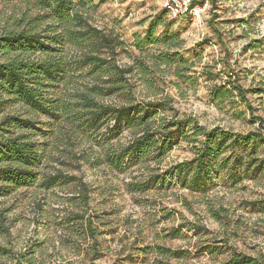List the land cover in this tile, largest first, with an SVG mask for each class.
<instances>
[{"label":"rangeland","instance_id":"obj_1","mask_svg":"<svg viewBox=\"0 0 264 264\" xmlns=\"http://www.w3.org/2000/svg\"><path fill=\"white\" fill-rule=\"evenodd\" d=\"M74 3L94 26L124 41L117 63L134 72L127 75L126 92L106 95L98 86L107 78L82 63L90 48L65 41L36 56L61 62L57 80L42 90L53 112L33 111L12 99L0 107V122L7 115L36 122V130L10 129L30 134L40 155L35 179L0 197L5 215L0 243L9 250L0 253V264H220L235 253L264 258L263 140L244 153L230 148L223 154L231 159L229 168L214 173L208 189L192 191L176 177H161L193 158L197 144L191 140L202 137L178 138L163 161L127 158L120 169L114 156L138 128L116 129L114 120H93L92 111L84 109L85 96L115 104L161 100L168 106L157 123L185 120L190 129L194 119L209 130L258 131V118L264 119V0L206 2L199 17L184 20L174 18L160 0ZM35 4L0 0V33L45 30ZM160 21L155 37L179 36L178 42L140 49L138 38ZM230 73L247 91L252 113ZM238 155L243 157L239 164ZM59 173L65 178L48 184ZM73 177L88 184L89 202Z\"/></svg>","mask_w":264,"mask_h":264},{"label":"trees","instance_id":"obj_2","mask_svg":"<svg viewBox=\"0 0 264 264\" xmlns=\"http://www.w3.org/2000/svg\"><path fill=\"white\" fill-rule=\"evenodd\" d=\"M217 1L195 0L194 3L216 4ZM35 3L41 12L39 19L46 23L45 30L32 27L0 33V107L7 100L12 99L33 111L53 112L54 109L47 105L42 90L57 80L62 69L61 62L60 59L50 56L44 59L36 56L38 53L48 54L47 51L52 50L54 45L65 41L90 48L82 63L92 68L93 72L100 71L101 78H107L98 86L102 93L113 96L126 92L127 75L134 72V68L123 67L117 63L119 52L125 46L123 40L94 26L81 11L75 9L74 0H35ZM215 16L217 14H214ZM160 23L161 21L154 23L145 38H138L140 49L144 44H168L169 41L171 46H174L178 42L175 40H179V36L177 38L167 36L162 40L155 37L156 28ZM210 25L215 35L221 37L222 34L214 21ZM230 76L234 77L235 89L252 113L253 107L247 98V91L238 83L239 79L236 75L230 73ZM84 102H86L84 109L92 111L93 120L101 122L109 118L115 121L116 129H122L124 126L138 128L139 133L135 134L132 141L114 156L120 169L127 158L132 163L163 161L178 143V138L188 140L194 136L202 137L201 141L191 140L197 144L193 158L173 165L161 177L163 181L165 178L176 177L182 187L192 191L208 189L210 177L216 172L229 168L231 159L223 157V154L230 148H240L244 153L254 142L264 141L263 118H258V131L243 135L221 128L209 130L194 119L190 129H188L189 122L185 120L174 119L166 122V119H162L163 121L157 123L154 119L167 108L166 101L126 100L121 104L97 103L94 98L85 96ZM14 126L24 128L26 132L37 128L35 121L20 115H7L0 122V179L3 180L0 185V197L4 192L26 186L33 181L36 177L34 166L40 160L37 145L29 138L30 134H14L15 132L10 129ZM191 130H194L192 134ZM236 162L237 164L243 162L242 155L236 157ZM59 178H65V175L59 173L51 176L47 182L51 184ZM73 179L78 180L83 190L81 195L85 202H89L88 184L76 177ZM134 184L132 183V186ZM4 217V211L0 207V227H4L2 223ZM86 223L92 228L91 220H87ZM8 252L9 250L0 243V253ZM220 264H264V258L235 253Z\"/></svg>","mask_w":264,"mask_h":264},{"label":"built area","instance_id":"obj_3","mask_svg":"<svg viewBox=\"0 0 264 264\" xmlns=\"http://www.w3.org/2000/svg\"><path fill=\"white\" fill-rule=\"evenodd\" d=\"M164 8L176 19L184 20L190 16L199 17L203 11L195 0H160Z\"/></svg>","mask_w":264,"mask_h":264}]
</instances>
